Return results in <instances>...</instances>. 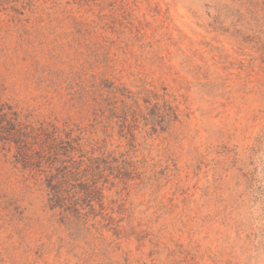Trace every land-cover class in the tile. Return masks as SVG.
Segmentation results:
<instances>
[{"label":"rangeland","instance_id":"obj_1","mask_svg":"<svg viewBox=\"0 0 264 264\" xmlns=\"http://www.w3.org/2000/svg\"><path fill=\"white\" fill-rule=\"evenodd\" d=\"M20 5L0 4V109L86 126L105 81L165 88L179 120L137 133L139 174L103 191L118 230L97 205L59 217L0 142V264H264V0Z\"/></svg>","mask_w":264,"mask_h":264},{"label":"trees","instance_id":"obj_2","mask_svg":"<svg viewBox=\"0 0 264 264\" xmlns=\"http://www.w3.org/2000/svg\"><path fill=\"white\" fill-rule=\"evenodd\" d=\"M13 1L21 8L29 2L0 0V4ZM173 99L165 88L158 92L144 87L134 92L103 81L91 90L88 125L69 121L31 123L17 112L0 109V142L14 143L17 149L24 147L16 151V160L40 177L47 191L46 205L59 217L72 215L87 223L94 219L96 214L91 210L97 205L101 218L98 223L118 230L111 214L113 208L106 211L103 191L116 181L126 183L132 175L139 174L138 160L134 158L139 145L136 134L164 131L178 121L179 110ZM99 129L103 139L92 136ZM114 129L127 142L121 151L106 148L105 139L112 136Z\"/></svg>","mask_w":264,"mask_h":264}]
</instances>
